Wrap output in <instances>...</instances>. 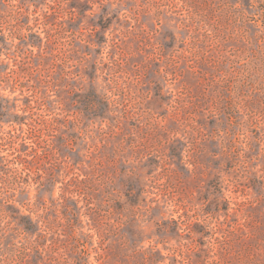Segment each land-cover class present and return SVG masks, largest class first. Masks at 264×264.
I'll return each instance as SVG.
<instances>
[{"label":"rangeland","instance_id":"1","mask_svg":"<svg viewBox=\"0 0 264 264\" xmlns=\"http://www.w3.org/2000/svg\"><path fill=\"white\" fill-rule=\"evenodd\" d=\"M0 264H264V0H0Z\"/></svg>","mask_w":264,"mask_h":264}]
</instances>
